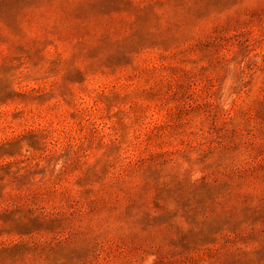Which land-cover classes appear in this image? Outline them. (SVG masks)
I'll return each mask as SVG.
<instances>
[{
  "label": "rangeland",
  "instance_id": "rangeland-1",
  "mask_svg": "<svg viewBox=\"0 0 264 264\" xmlns=\"http://www.w3.org/2000/svg\"><path fill=\"white\" fill-rule=\"evenodd\" d=\"M41 112L81 141L75 151L48 152L24 128ZM153 115L161 122L143 143L199 138L196 160L175 155L204 175L179 180L172 154L156 151L95 190L129 128ZM101 148L81 171L84 153ZM75 172V199L57 194ZM5 202L0 264H264V0H0Z\"/></svg>",
  "mask_w": 264,
  "mask_h": 264
},
{
  "label": "clouds",
  "instance_id": "clouds-1",
  "mask_svg": "<svg viewBox=\"0 0 264 264\" xmlns=\"http://www.w3.org/2000/svg\"><path fill=\"white\" fill-rule=\"evenodd\" d=\"M230 83L231 81L225 82V89L228 88ZM221 108H223L225 111L227 110V106L225 104H221ZM113 111H115V109H113ZM160 115L162 116L163 113H161ZM160 122V118L158 116L153 115L150 120L144 121L141 125H132L129 128L127 135V143L121 147L118 156L115 158V167L109 170L107 176H105L100 183L93 186L95 190H107L109 185H112L118 180L122 179L130 170L135 169V167L140 163L141 160L147 157L150 153L156 151H162L172 154L169 157V167L175 170L177 179H187L189 183H195L200 180V178L204 175L201 169L199 167H190L188 163H185L182 159L175 155L176 153L189 152L190 159L193 161L196 160L198 153L193 150L196 149L197 143L199 142V138H197V140L195 141H191L190 148L180 145L178 141H173L171 145L164 146L162 148H156L153 145H145L143 143L144 134L152 127L153 124H159ZM124 123L126 125H130L132 123L131 118L125 119ZM24 128L33 132L43 134L45 136L43 144L47 148L48 152H60L65 146V144L68 142H71L73 151H75L79 146V143H81L79 139H73L71 141L67 140V129L63 125L59 124L58 121L53 120L51 116L46 115L43 112H41L39 116L34 115L30 119H28L27 123L24 125ZM102 135L105 137L102 141L104 145H108L110 140L115 139V137L112 136L111 132L107 128L104 129ZM103 151L104 149L101 148L100 151L93 150L84 153L81 159V171L91 167L95 163V161L102 156ZM56 168L57 172H59L61 165L57 164ZM80 175L81 172H75L72 173L71 176L64 177V181L61 184L56 185L53 190L58 194L68 188H71L73 198L75 199V192L77 191V189L71 187V182L78 178ZM136 183H139V181H136ZM40 187L41 186H37V188ZM43 187L52 186L46 184ZM32 191L34 192L36 191V189H33ZM11 196L13 197V199L19 198L23 202L25 200L30 199L31 194L29 192L17 193L13 191L11 192ZM31 206L32 205L29 204V207ZM9 207V202L0 204V208ZM36 207L37 209H42L45 212L51 211V205L48 204H42L38 202ZM77 207H79V205H76V207H74L72 210L75 211ZM109 224H111V221H109ZM105 227H107V225H102L100 231H103ZM35 239L43 243L45 240L48 239V237L37 236L35 237ZM130 259H132V264H139L138 257ZM154 260V256L146 257L143 261V264H152Z\"/></svg>",
  "mask_w": 264,
  "mask_h": 264
}]
</instances>
